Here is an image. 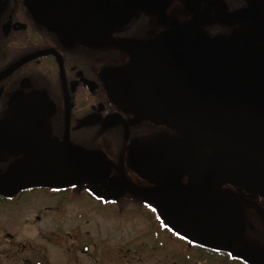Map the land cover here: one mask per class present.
<instances>
[{
  "label": "flooded vegetation",
  "instance_id": "flooded-vegetation-1",
  "mask_svg": "<svg viewBox=\"0 0 264 264\" xmlns=\"http://www.w3.org/2000/svg\"><path fill=\"white\" fill-rule=\"evenodd\" d=\"M202 57L264 76V0H0V183L54 171L0 186V248L45 219L82 264L104 220L127 255L110 264H264V193L203 179L227 128L147 117L122 90L133 66Z\"/></svg>",
  "mask_w": 264,
  "mask_h": 264
},
{
  "label": "water",
  "instance_id": "water-1",
  "mask_svg": "<svg viewBox=\"0 0 264 264\" xmlns=\"http://www.w3.org/2000/svg\"><path fill=\"white\" fill-rule=\"evenodd\" d=\"M200 59L206 63L172 72L162 71L156 64L129 68L123 74L128 78L122 88L125 99L147 117L174 123L183 130L198 127L208 119L227 128L226 140L204 169L203 179L249 185L264 193V76L220 58ZM166 90L171 92L162 96ZM46 159L26 165V175L20 177L15 172L0 186L15 185L18 179L40 174L38 170L53 174L51 168L47 169Z\"/></svg>",
  "mask_w": 264,
  "mask_h": 264
},
{
  "label": "rangeland",
  "instance_id": "rangeland-1",
  "mask_svg": "<svg viewBox=\"0 0 264 264\" xmlns=\"http://www.w3.org/2000/svg\"><path fill=\"white\" fill-rule=\"evenodd\" d=\"M92 222L84 224L83 242L89 245V249L82 251V264H110L112 255L119 256L121 259L126 258L124 249L110 244L111 240H108L106 235L111 231V226L104 220L97 221L99 244L96 246L90 244L86 231L93 227ZM49 223L45 219H36L34 227L21 230V232L26 230L24 234L12 236L2 232L0 264H30L32 255L35 260L43 262L40 264H77L74 259L77 243L75 231L65 232L53 228L46 232ZM16 227L21 229L22 225L18 224ZM137 263L133 262V264ZM139 264L142 263L139 262Z\"/></svg>",
  "mask_w": 264,
  "mask_h": 264
}]
</instances>
